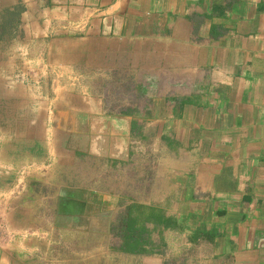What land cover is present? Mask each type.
Here are the masks:
<instances>
[{"label": "crops", "instance_id": "1", "mask_svg": "<svg viewBox=\"0 0 264 264\" xmlns=\"http://www.w3.org/2000/svg\"><path fill=\"white\" fill-rule=\"evenodd\" d=\"M0 3V264L128 206L152 239L125 264H264V0Z\"/></svg>", "mask_w": 264, "mask_h": 264}, {"label": "rangeland", "instance_id": "2", "mask_svg": "<svg viewBox=\"0 0 264 264\" xmlns=\"http://www.w3.org/2000/svg\"><path fill=\"white\" fill-rule=\"evenodd\" d=\"M20 4L21 3L15 5ZM15 5H11V7ZM8 10L9 6H3L0 3V33H3V35L7 34L6 32L9 30L8 28H10L11 25L8 20L10 18V13L13 12H9ZM4 37L6 36L4 35ZM106 85V95L112 96L113 98H119L121 95H126L127 97L128 93L130 92L129 84H126L129 86H126L120 82L116 83L115 81H112ZM114 100L117 101L116 99ZM127 173L128 176L135 174L132 173L131 170H127ZM128 182L138 185L141 188L145 187V185L138 180H134V182H132L129 179ZM130 186L131 185L129 184L128 187ZM44 187L45 186L43 185V188ZM146 221V214H142L141 212L134 213L132 208L128 206L114 215V218L110 222L109 228L106 230V234H90L89 247L80 244V241H74L71 243L70 238L66 239V237H64L65 235H63L61 238L59 237V239L56 240V242L59 243L58 245H51L50 251L53 255L60 252L61 255H59L63 257L62 259H68L62 261V264H119L121 262H124L125 264V259L128 258L127 254L133 253L134 255L140 256L141 254L145 253V251L148 249V246L150 245L152 237L149 233L152 232V230L149 231L145 227ZM153 232L155 234V231ZM77 239L78 238H75V240ZM104 253L107 255L105 259L102 257V255H97ZM115 254L119 255L116 256V261H114Z\"/></svg>", "mask_w": 264, "mask_h": 264}, {"label": "trees", "instance_id": "3", "mask_svg": "<svg viewBox=\"0 0 264 264\" xmlns=\"http://www.w3.org/2000/svg\"><path fill=\"white\" fill-rule=\"evenodd\" d=\"M23 8H24V6L22 5V4H20V5H15V6H13V7H11V8H9V12H13V13H10V18H9V22L10 23H12V21L14 20V18H16L19 14H20V12L23 10ZM13 10H16V11H13ZM18 10V11H17ZM148 248H149V246H148Z\"/></svg>", "mask_w": 264, "mask_h": 264}]
</instances>
